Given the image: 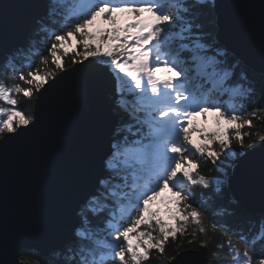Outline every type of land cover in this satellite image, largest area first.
<instances>
[{
  "label": "snow or ice",
  "instance_id": "obj_1",
  "mask_svg": "<svg viewBox=\"0 0 264 264\" xmlns=\"http://www.w3.org/2000/svg\"><path fill=\"white\" fill-rule=\"evenodd\" d=\"M234 7L237 13L226 16L216 0H46L25 41L0 54V147L33 125L17 97L31 104L67 62L90 61L112 73L121 118L102 176L80 202L64 258L28 253L32 264H148L153 252L165 264H184L177 257L185 244L189 251L214 245L211 264H264V214L245 230L243 201L228 195L239 179L232 174L237 157L264 150V132L257 130L264 128V0H237ZM228 29L258 33L259 88L219 41ZM7 76L17 82L9 85ZM225 95L227 105L219 102ZM197 117L204 127L197 128ZM202 163L213 166L215 181ZM218 197L227 201L216 205L223 223L205 207Z\"/></svg>",
  "mask_w": 264,
  "mask_h": 264
},
{
  "label": "water",
  "instance_id": "obj_2",
  "mask_svg": "<svg viewBox=\"0 0 264 264\" xmlns=\"http://www.w3.org/2000/svg\"><path fill=\"white\" fill-rule=\"evenodd\" d=\"M237 0H216L226 16ZM258 2V0H257ZM46 0H0V54L21 44L45 10ZM218 39L255 74L261 73L256 31L228 29ZM2 59V55H0ZM34 98L33 125L0 147V264H29L22 251L46 257L69 241L80 202L102 176V160L117 125L115 80L94 62L76 64L56 75ZM2 144V142H0ZM229 194L246 212L264 214V150L237 158ZM184 264H202L193 251Z\"/></svg>",
  "mask_w": 264,
  "mask_h": 264
},
{
  "label": "trees",
  "instance_id": "obj_3",
  "mask_svg": "<svg viewBox=\"0 0 264 264\" xmlns=\"http://www.w3.org/2000/svg\"><path fill=\"white\" fill-rule=\"evenodd\" d=\"M32 26L30 27V29L32 28ZM208 26L211 27L210 22H209V25ZM50 27H51L52 30H55L58 27V24H51L50 23ZM30 29L28 31V35H29V32H30ZM35 40H36V46H37V48L40 49V50H43L44 47H45V45L40 42V38L39 37H36ZM23 62H24L23 57H18L17 58V67H19V65L21 63H23ZM72 66L73 65L70 62H67L66 63V69H69ZM4 70L5 69L2 66V59H0V74H2L4 72ZM8 70L10 71L11 69L9 68ZM59 73L60 72L57 71L56 75H58ZM249 74L252 76V78L256 82L257 88H259V82H260L261 76L259 74H255V73L251 72L250 70H249ZM3 79L9 85L14 84V83L17 82L15 80H13L11 76L3 77ZM128 98L129 99H132L131 96H129ZM17 99L20 101V104L18 105V107H21V108L27 107L28 110H29V113L32 115L34 100H33V102L31 104H26V102L24 101V98L22 96L17 97ZM259 100H260V97H259V95H257V97L255 98V100L253 101V103H259ZM219 102L220 103H224L225 105H227V103L230 102L229 101V97L226 96V95L225 96H222V97H220ZM0 106H3L2 105V102H0ZM114 113H115V115L117 117V125H118L121 122V118L117 114V112L115 111V107H114ZM125 119H127V118L125 117ZM207 119H208V125L206 127L209 130H211V128H212V117L209 116ZM194 123L197 126V128H200V127H204L205 126L203 124V121H202V119L200 117H197L196 120L194 121ZM117 125H116V127H117ZM257 130L258 131H261V132H264V128H260V129H257ZM193 139L194 140L197 139L196 135L193 136ZM251 140L252 141H255L256 138L255 137H252ZM245 142L246 143L249 142V139L246 138V141ZM212 169H213V166L210 163H207V164L202 163L201 164V171H202V173L205 176H207L210 179H212L213 181H215V178L217 177V173L215 171H212ZM200 192H201V189H199V188L194 189V193H195L194 201L195 202H198V197H199V193ZM228 195L230 196L229 192H228ZM218 203H225L226 204L227 201L223 197H218L215 201L209 200L208 204L205 207H206V210L208 211V213H209L210 216H212L213 214H215L214 215V218L220 220L223 223L224 220L222 218L221 213L224 210L218 209L216 207V205ZM245 215H246V222L244 224H241L240 227H242L245 230H247V228L250 226V222H254V221L258 220L260 216L253 215V214L248 213V212H246ZM100 226L101 227L103 226L102 225V222H101ZM103 236H104V233H100V235H99L98 238L102 239ZM217 236H219V233H217ZM174 248H175V245L172 244V243H169L167 245L166 252H167V256L168 257H170L172 255H175V253L173 251ZM212 248H214V245H210V248L209 249H199V248H197V249L193 250V252H195V253H197L199 255V257H200V259L202 261V264H211V262L214 260V258L211 256V253H210V249H212ZM63 249H64V247L61 250L56 251L54 253H51L50 255H48L46 257H51L54 260H62L64 258L63 257ZM186 251H189L187 244H185L184 248L181 249V252L180 253L186 252ZM28 253H32L34 255L41 256L38 252H35V251H22V252L19 253V259H20L21 262L32 264L31 258L28 255H26ZM41 257H43V256H41ZM165 260H166V257H159L158 258L157 257V254L155 252H153L152 259L148 262V264H165Z\"/></svg>",
  "mask_w": 264,
  "mask_h": 264
},
{
  "label": "rangeland",
  "instance_id": "obj_4",
  "mask_svg": "<svg viewBox=\"0 0 264 264\" xmlns=\"http://www.w3.org/2000/svg\"><path fill=\"white\" fill-rule=\"evenodd\" d=\"M118 19L120 20L121 23H124L125 18H124L123 16L118 17ZM25 39H26V38H25ZM25 39H24V41H25ZM22 43H23V42H22ZM161 195H162V196H167L168 193L165 192V193H162Z\"/></svg>",
  "mask_w": 264,
  "mask_h": 264
}]
</instances>
